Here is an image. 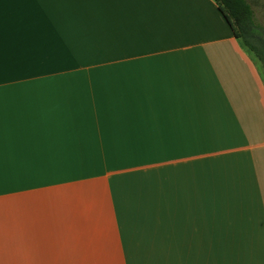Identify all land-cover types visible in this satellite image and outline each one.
<instances>
[{
	"label": "crops",
	"instance_id": "obj_1",
	"mask_svg": "<svg viewBox=\"0 0 264 264\" xmlns=\"http://www.w3.org/2000/svg\"><path fill=\"white\" fill-rule=\"evenodd\" d=\"M250 52L215 0H0V264H264Z\"/></svg>",
	"mask_w": 264,
	"mask_h": 264
},
{
	"label": "trees",
	"instance_id": "obj_2",
	"mask_svg": "<svg viewBox=\"0 0 264 264\" xmlns=\"http://www.w3.org/2000/svg\"><path fill=\"white\" fill-rule=\"evenodd\" d=\"M236 37L261 59L264 65V39L256 34L253 24L254 9L248 0H215Z\"/></svg>",
	"mask_w": 264,
	"mask_h": 264
},
{
	"label": "rangeland",
	"instance_id": "obj_3",
	"mask_svg": "<svg viewBox=\"0 0 264 264\" xmlns=\"http://www.w3.org/2000/svg\"><path fill=\"white\" fill-rule=\"evenodd\" d=\"M254 9L253 24H250V28H253L256 34L260 35L264 39V0H248ZM251 53V52H250ZM253 56L256 53H251ZM262 62V61H261ZM259 63V62H258ZM260 66V65H259ZM263 71V82H264V65L262 62Z\"/></svg>",
	"mask_w": 264,
	"mask_h": 264
}]
</instances>
